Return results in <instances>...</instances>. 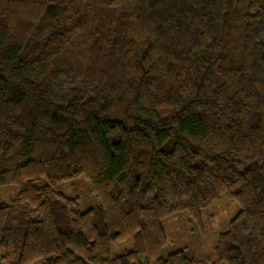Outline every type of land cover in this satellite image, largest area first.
<instances>
[{"label":"trees","instance_id":"obj_1","mask_svg":"<svg viewBox=\"0 0 264 264\" xmlns=\"http://www.w3.org/2000/svg\"><path fill=\"white\" fill-rule=\"evenodd\" d=\"M77 176L98 206L57 191ZM9 184L0 261L205 263L160 254L162 219L200 222L225 193L239 210L215 262L264 264V0H0Z\"/></svg>","mask_w":264,"mask_h":264},{"label":"rangeland","instance_id":"obj_2","mask_svg":"<svg viewBox=\"0 0 264 264\" xmlns=\"http://www.w3.org/2000/svg\"><path fill=\"white\" fill-rule=\"evenodd\" d=\"M36 183L43 184L44 179L41 178ZM20 187L19 184L1 186L0 203H7L13 199ZM57 191L67 197H77L79 211H85L99 205V199L91 192L89 182L83 176L59 182ZM238 210L237 203L222 193L201 210L200 222L192 220L184 210L163 218L162 226L166 242L162 246L160 254L165 256L174 250L184 249L189 257L205 261V263L200 264H225L224 262H215L214 245L218 233L228 229L230 220L237 214ZM133 248L134 244L131 238L116 241L110 247V255H119ZM13 260L14 257L9 256L0 262L1 264H11ZM31 264H41V261L38 260Z\"/></svg>","mask_w":264,"mask_h":264}]
</instances>
